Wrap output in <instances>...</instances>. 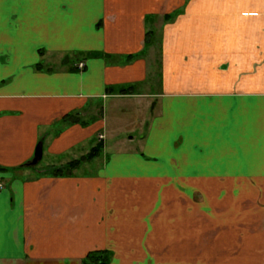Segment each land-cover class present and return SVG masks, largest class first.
<instances>
[{"label":"crops","instance_id":"obj_1","mask_svg":"<svg viewBox=\"0 0 264 264\" xmlns=\"http://www.w3.org/2000/svg\"><path fill=\"white\" fill-rule=\"evenodd\" d=\"M0 167V264H264V0H0Z\"/></svg>","mask_w":264,"mask_h":264},{"label":"rangeland","instance_id":"obj_2","mask_svg":"<svg viewBox=\"0 0 264 264\" xmlns=\"http://www.w3.org/2000/svg\"><path fill=\"white\" fill-rule=\"evenodd\" d=\"M154 57H155V55H154ZM53 59H55V58L53 57ZM44 66L47 68L48 67L52 68V69L61 68V64L58 63V60L56 62L54 61V63L50 62V63L44 64ZM144 101H145V105H147L145 98H144ZM117 104H119V103L116 102L115 100H108V103L104 104V110H103L104 121H105L104 130L106 131V134H107L105 142H106V150L108 151V153L119 148V146L121 144L119 142L126 141L128 139L129 134L135 135V140H137V136H138V134L136 133L137 129L134 128L133 126H130V121L131 122L135 121L137 119L136 116L139 117V115L142 114V110H143L140 107L138 110L134 109V110H131V111H128V112H125L122 114V113H120V110L118 109ZM98 106H99V104H97V107ZM143 111H144V116L147 117V119H148L152 110L151 109H149V110L144 109ZM134 116H135V118H134ZM129 126L132 129H129ZM136 143L137 142L135 141V143H133V145L135 146ZM86 148H87V146L84 147V150H86ZM77 154L78 153H74L71 155H67V156L59 157V158H55V159L52 157L51 161H53V159H54V162L56 164L59 162L62 163L63 160H67V158H69V159L73 158L72 156H77ZM100 155H101V157L96 158L95 162H93V164L89 166V169H91L93 171H94V169H96L95 166H97L99 164L98 162H100L102 160V157H104V152H101ZM46 161H47V155H45L41 160H39L37 162L36 168L43 167L44 164L46 163ZM83 168L88 170L86 166H84ZM251 230L252 231L249 232V233H251L250 235L248 232H246V233L240 232V237H243L246 235H248V236H252V235L255 236L256 235L257 236V234L262 236V234H264V225H251Z\"/></svg>","mask_w":264,"mask_h":264},{"label":"trees","instance_id":"obj_3","mask_svg":"<svg viewBox=\"0 0 264 264\" xmlns=\"http://www.w3.org/2000/svg\"><path fill=\"white\" fill-rule=\"evenodd\" d=\"M164 18L167 20V18H169L168 15H165ZM150 33H147V37H146V41L148 42V36ZM42 52V51H39ZM79 53H74V57L72 59H70L69 55H66L64 57V63H67L68 61H70L71 66H70V70L71 71H79L80 69L78 68L77 64L79 61ZM132 55L127 56V59H131ZM36 69H41L42 65L41 63H37L35 65ZM108 91L110 90L109 88L107 89ZM127 89L124 88H120L119 92L123 93L125 92ZM65 119H69L70 116H65ZM72 121V120H71ZM103 149V143L101 140H98L96 142V144L90 148V151L78 158L72 159L69 162L66 163V165L61 166V167H54L51 171L50 174L52 176H60V175H67L70 174L72 172V170H74L75 168H77L78 166H80V164L84 161H87L89 159H92L96 156H98L100 154V152ZM0 170H5V168L0 167ZM112 258V252L109 250H103V249H95V250H91L89 251L82 259L81 264H109L110 260Z\"/></svg>","mask_w":264,"mask_h":264},{"label":"water","instance_id":"obj_4","mask_svg":"<svg viewBox=\"0 0 264 264\" xmlns=\"http://www.w3.org/2000/svg\"><path fill=\"white\" fill-rule=\"evenodd\" d=\"M41 156H42V142L39 141L35 147L32 159L26 164L35 165L41 159Z\"/></svg>","mask_w":264,"mask_h":264},{"label":"built area","instance_id":"obj_5","mask_svg":"<svg viewBox=\"0 0 264 264\" xmlns=\"http://www.w3.org/2000/svg\"><path fill=\"white\" fill-rule=\"evenodd\" d=\"M77 66H78V68L81 70V69L83 68V63H82V62H79V63L77 64ZM0 187H1V185H0Z\"/></svg>","mask_w":264,"mask_h":264}]
</instances>
